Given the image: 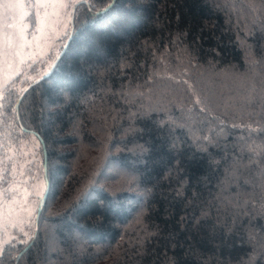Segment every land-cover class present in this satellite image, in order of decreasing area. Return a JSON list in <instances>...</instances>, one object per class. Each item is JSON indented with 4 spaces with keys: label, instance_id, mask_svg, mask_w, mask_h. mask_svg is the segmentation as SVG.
Masks as SVG:
<instances>
[{
    "label": "trees",
    "instance_id": "trees-1",
    "mask_svg": "<svg viewBox=\"0 0 264 264\" xmlns=\"http://www.w3.org/2000/svg\"><path fill=\"white\" fill-rule=\"evenodd\" d=\"M110 1L3 87L0 185L52 180L16 264H264V0Z\"/></svg>",
    "mask_w": 264,
    "mask_h": 264
},
{
    "label": "rangeland",
    "instance_id": "rangeland-1",
    "mask_svg": "<svg viewBox=\"0 0 264 264\" xmlns=\"http://www.w3.org/2000/svg\"><path fill=\"white\" fill-rule=\"evenodd\" d=\"M3 2L4 0H0V3ZM36 2L37 0H23L22 8L11 9L6 14L4 9L0 8V33H14L17 37L13 41L14 45H22L16 49L19 55L0 58V98L3 95V87L10 82L14 91H17L40 73L60 49L67 30H70L67 13L73 5L66 10L56 7L37 9L29 6ZM37 11L40 12L39 19ZM8 24L14 27L7 28ZM21 29L23 40L18 39ZM30 141L36 148V141L33 138H30ZM42 188L41 176L31 181L0 185V192L4 193L0 196V243L9 237H14L12 241L21 237L28 238L39 200L37 192Z\"/></svg>",
    "mask_w": 264,
    "mask_h": 264
},
{
    "label": "snow or ice",
    "instance_id": "snow-or-ice-1",
    "mask_svg": "<svg viewBox=\"0 0 264 264\" xmlns=\"http://www.w3.org/2000/svg\"><path fill=\"white\" fill-rule=\"evenodd\" d=\"M77 2L78 0H37L35 4H31L29 6L36 7L37 9L47 8V7H56L59 9L66 10V9H69L70 5H75ZM23 6H24L23 0H4L3 3H0V8L4 9L5 14L11 9L22 8ZM36 15H37V18L39 19L40 12L37 11ZM67 16L69 20L72 19V13L70 11L67 13ZM21 20H23V17H21ZM13 27L14 25H11V24L7 25V28H13ZM15 39H17V37L15 36L14 33H11V32L0 33V58H6V57L13 56V55H19V52L16 51V49L17 47H22V45L20 44L14 45L13 41ZM18 39L23 40L22 29H21V33ZM47 184L50 188L52 184L51 178L48 180ZM42 192H43V188L41 189L40 192H37V196L39 198H42ZM3 195L4 193L0 192V196H3ZM26 210H28L29 212L32 211L30 209H26ZM25 235L27 234L25 233ZM12 239H14V237H9L7 240H4L2 243H0V253L3 252L5 245L11 243ZM19 243L27 246L29 245V240L23 239V240H20Z\"/></svg>",
    "mask_w": 264,
    "mask_h": 264
},
{
    "label": "water",
    "instance_id": "water-1",
    "mask_svg": "<svg viewBox=\"0 0 264 264\" xmlns=\"http://www.w3.org/2000/svg\"><path fill=\"white\" fill-rule=\"evenodd\" d=\"M81 2L86 3V0H80L78 1L75 5L72 6L71 8V13H72V19L69 20V24H70V30H69V34L66 38V40L63 42L62 47L60 48V50L57 52V54L54 56V58L50 61L48 67L46 68V70L40 74L39 76H36L35 78H33L32 80H30L25 86L24 88L21 90V92L19 93V95L16 98L15 104H14V109H15V114L16 117L18 119V106L19 103L23 97V95L28 91V89L33 86L34 84L40 82L42 79L46 78L53 70V68L55 67L56 63L58 62L59 58L61 57V55L63 54L67 43L71 37V33H72V29H73V18H74V11L75 8L77 7L78 4H80ZM112 3V0L110 1V3L106 6L105 9H107ZM42 148H43V176H44V181H45V188L42 194V198H39L38 203H37V208H36V213L34 216V227H33V233L31 236V239L29 241V245L32 243V241L34 240L36 233H37V229H38V218H39V214L40 211L45 203L46 200V195H47V191H48V184H47V177H46V154H45V148H44V144L42 142V140H40ZM25 246L22 250H20V252H18L15 261L13 264H16L20 255L25 251V249H27V247L29 246Z\"/></svg>",
    "mask_w": 264,
    "mask_h": 264
}]
</instances>
